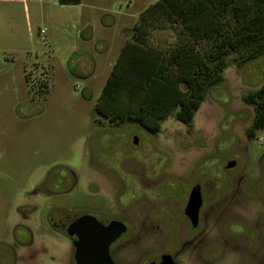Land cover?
<instances>
[{
  "label": "rangeland",
  "instance_id": "1",
  "mask_svg": "<svg viewBox=\"0 0 264 264\" xmlns=\"http://www.w3.org/2000/svg\"><path fill=\"white\" fill-rule=\"evenodd\" d=\"M157 1L0 0V264H74L63 231L83 213L126 225L110 249L116 264L173 254L193 232L183 211L195 183L205 201L197 231L224 253L210 263L193 254L182 262L249 264L227 233L238 235L230 221L243 218L261 222L264 236V129L247 138L254 108L244 101L264 81V53L241 48L224 57L223 80L190 125L176 119L178 108L155 135L95 115L140 14ZM158 26L149 43L167 53L179 26ZM229 161L235 167L226 170ZM240 176L255 193L240 189L216 221L209 207Z\"/></svg>",
  "mask_w": 264,
  "mask_h": 264
},
{
  "label": "trees",
  "instance_id": "2",
  "mask_svg": "<svg viewBox=\"0 0 264 264\" xmlns=\"http://www.w3.org/2000/svg\"><path fill=\"white\" fill-rule=\"evenodd\" d=\"M60 5L80 0H58ZM161 21L179 26L163 53L149 42ZM206 44L207 48H199ZM241 48L264 53V0H158L133 27L102 88L95 115L119 125L130 121L155 135L175 117L190 125L208 90L223 80L222 59ZM244 101L254 108L248 139L264 129V81Z\"/></svg>",
  "mask_w": 264,
  "mask_h": 264
},
{
  "label": "flooded vegetation",
  "instance_id": "3",
  "mask_svg": "<svg viewBox=\"0 0 264 264\" xmlns=\"http://www.w3.org/2000/svg\"><path fill=\"white\" fill-rule=\"evenodd\" d=\"M254 137H255V135L253 136V138ZM226 165H225V169L226 170H231V169H233L235 167L234 166V167L228 169V168H226ZM238 180L239 181L235 182V187H233L228 192L224 191V193H222V197H219L217 199V201H215V203L212 204L211 207H209L210 208L209 209L210 213L208 215L211 216V217L215 216L214 219H216V221H218L219 219H221L225 215V213L227 212L228 208L231 206V203L236 199V197H238L240 195L241 190L244 193H247V192L248 193L249 192L255 193L254 191H251V190H254L255 188L252 189L251 187L244 186V184L242 182V176H240L238 178ZM196 185L200 186V193H201L202 203H201V206L199 208L198 224H197L196 227H192V225L189 222L188 218L184 215L186 220L190 224L191 230L193 231L190 234L189 240H187L183 245H181L179 247V249L177 250V252H175L173 254L162 252L159 255H156L153 258H150L151 260L145 262V264H151V263L160 264L161 257L163 255H170L172 260H173V262L175 264H182V263L186 264V262H187L186 259L191 257L192 254L194 255V257H198V258L200 256H201V258L204 257L205 258V262H209V263L212 260H217L218 258L220 259L222 257V255L224 253V246L220 242H218L217 240L207 239L205 237V236H207V234H205V230H202L201 232L197 231L198 226L200 224L201 211L203 210V208L205 206V203H204L205 201H204L203 193H202V188H203L202 185L203 184L201 185V184L195 183L191 187V189L194 186H196ZM224 189H222V190H224ZM82 215H90V214L83 213V214L79 215V217L82 216ZM73 221H71L70 223H72ZM109 222L110 221L102 223V224L106 225ZM70 223H67L64 226L63 233L66 236H67L66 230H67V228H68ZM230 223L238 225V227L240 229L239 230L240 233L238 235H234L233 236V235H231L229 233H227V234L229 235V237H228L229 239L235 240V242L238 243L239 251L241 252V255L244 258L248 259L249 264H264V253H263L262 256H259L260 249L264 248V236L262 235V229H261L263 224L261 222H259V224L258 223L248 222L247 220H245L243 218H237L236 220L235 219H231ZM126 232H127V230H126ZM124 234H122L112 245H114L117 241H119L120 238ZM198 236H204V237L199 240ZM211 238H213V237H211ZM214 243L217 244V246H212V244H214ZM111 246L109 248V253H110ZM206 255L208 257H206ZM111 259H112V257H111ZM183 260H186V262H182ZM112 261H113V259H112ZM114 264H116V263L114 262Z\"/></svg>",
  "mask_w": 264,
  "mask_h": 264
},
{
  "label": "water",
  "instance_id": "4",
  "mask_svg": "<svg viewBox=\"0 0 264 264\" xmlns=\"http://www.w3.org/2000/svg\"><path fill=\"white\" fill-rule=\"evenodd\" d=\"M137 143L136 138L134 144ZM235 166L234 161H229L226 168ZM200 186H194L187 199L184 215L192 227L198 224V212L201 206ZM126 226L116 220L104 225L94 216L82 215L69 224L66 234L73 239L74 264H114L111 259L110 246L126 232ZM154 264V263H151ZM160 264H175L170 255H163Z\"/></svg>",
  "mask_w": 264,
  "mask_h": 264
},
{
  "label": "built area",
  "instance_id": "5",
  "mask_svg": "<svg viewBox=\"0 0 264 264\" xmlns=\"http://www.w3.org/2000/svg\"><path fill=\"white\" fill-rule=\"evenodd\" d=\"M18 1L22 2L23 4H25L26 2H28L30 0H18ZM33 1H37V0H33ZM43 33H44V31H41V34H43Z\"/></svg>",
  "mask_w": 264,
  "mask_h": 264
},
{
  "label": "crops",
  "instance_id": "6",
  "mask_svg": "<svg viewBox=\"0 0 264 264\" xmlns=\"http://www.w3.org/2000/svg\"><path fill=\"white\" fill-rule=\"evenodd\" d=\"M25 6V5H24Z\"/></svg>",
  "mask_w": 264,
  "mask_h": 264
}]
</instances>
